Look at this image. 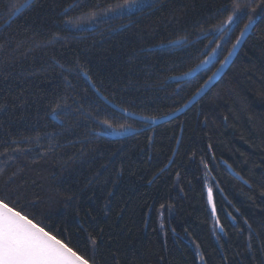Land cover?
Masks as SVG:
<instances>
[{"label":"trees","instance_id":"trees-1","mask_svg":"<svg viewBox=\"0 0 264 264\" xmlns=\"http://www.w3.org/2000/svg\"><path fill=\"white\" fill-rule=\"evenodd\" d=\"M14 2L0 0V199L90 264H264V18L178 118L152 127L114 109L176 112L260 0H238L249 7L223 34L233 0H151L130 14L108 11L124 0H34L15 17ZM218 45L210 68L173 81Z\"/></svg>","mask_w":264,"mask_h":264},{"label":"snow or ice","instance_id":"snow-or-ice-1","mask_svg":"<svg viewBox=\"0 0 264 264\" xmlns=\"http://www.w3.org/2000/svg\"><path fill=\"white\" fill-rule=\"evenodd\" d=\"M33 2L34 0H15L9 6V12L12 16L19 15L29 9ZM233 5V14L223 22L225 28L236 23V13L241 10V7H249V5L241 6L238 0H233ZM149 6H151V0H124L123 4H118L116 8H110L108 11L120 14L139 13ZM257 8L260 9L259 14L254 18H249L241 36L252 28L256 19L264 18V0H260V3L252 8V11L256 12ZM65 23L70 24L71 21H65ZM239 42L238 38L237 44ZM172 43L179 44L180 41H172ZM236 46L234 44L233 48ZM172 79H176V77H172ZM58 115L59 113L55 109L51 113L52 119H57ZM124 115H129V113L125 112ZM143 119H151L155 123L154 118L144 117ZM100 124L105 128H112V124L107 120L100 121ZM120 131H123V126ZM102 134H104L103 131L97 133V135ZM211 202L212 196L211 190H209V203ZM70 243V241L65 242L57 238V235L52 234L51 229L45 230V227L35 223L28 215L22 214V210H16L5 200L0 199V264H90L87 254L78 253L77 250H74L75 246H69ZM92 243L95 245L94 239Z\"/></svg>","mask_w":264,"mask_h":264},{"label":"water","instance_id":"water-1","mask_svg":"<svg viewBox=\"0 0 264 264\" xmlns=\"http://www.w3.org/2000/svg\"><path fill=\"white\" fill-rule=\"evenodd\" d=\"M15 17V16H14ZM224 30V29H223ZM252 32V28H250L245 35L239 36V44H237V41L235 43V45H237L235 48H232V50L230 51V53L227 55V57L224 59V61L222 62V64L215 70V72L206 80V82L203 84V86L194 94V96L184 105L182 106L180 109H178L176 112L160 118V119H155V123L152 122L151 119L145 120L142 117H138V116H134L133 114L129 115H125L128 117H131L137 121L149 124L150 126L154 127L157 125H160L162 123L174 120L176 118H178L179 116H181L182 114H184L188 109H190L192 106H194L195 104H197V102L210 90L212 89L216 83L222 78V76L226 73V71L229 69V67L231 66V64L233 63L234 59L236 58L238 52L240 51L243 43L245 42V40L247 39V37L250 35V33ZM182 43V42H180ZM179 43V44H180ZM179 44H171V46H177ZM213 62V58L212 56L208 57L207 60L203 61L202 63H200L198 66H196V68H194L192 71L188 72L187 75H183L180 77H176V79H173V81L175 82H182V81H186L189 80L193 77H196L198 74H200L201 72L205 71L207 68H209L211 66ZM117 111H119L120 113H122L124 115L125 112H123L122 110H119L118 108H114ZM129 131H126L122 134H128ZM121 134V135H122ZM120 134H115L113 136H109V135H105L106 137L110 138V139H115L116 137H118Z\"/></svg>","mask_w":264,"mask_h":264},{"label":"rangeland","instance_id":"rangeland-1","mask_svg":"<svg viewBox=\"0 0 264 264\" xmlns=\"http://www.w3.org/2000/svg\"><path fill=\"white\" fill-rule=\"evenodd\" d=\"M224 29V30H223ZM227 28H225L224 26L223 27H221L220 28V31H218L220 34H223L224 33V31L226 30ZM244 31V30H243ZM220 34L218 35V36H220ZM219 47H220V45H218V46H216L212 51H211V53L203 60V61H205V60H207L208 59V57H210V56H212V58H213V62H212V64H214L215 63V61L217 60V57H218V49H219ZM202 61V62H203ZM201 62V63H202ZM211 64V65H212ZM222 64V63H221ZM220 64V65H221ZM219 65V66H220ZM210 68V67H209ZM208 69V68H207ZM206 69V70H207ZM204 72V71H203ZM126 131H128V130H126ZM126 131H112V132H110V134H108V133H106L105 135H109V136H113V135H115V134H122V133H124V132H126ZM207 196H208V206H209V209L211 210V212L213 211V203L211 202V203H209V191H207Z\"/></svg>","mask_w":264,"mask_h":264}]
</instances>
